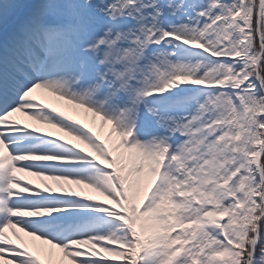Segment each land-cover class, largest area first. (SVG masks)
<instances>
[{"label": "snow or ice", "instance_id": "1", "mask_svg": "<svg viewBox=\"0 0 264 264\" xmlns=\"http://www.w3.org/2000/svg\"><path fill=\"white\" fill-rule=\"evenodd\" d=\"M0 264H264V0H0Z\"/></svg>", "mask_w": 264, "mask_h": 264}, {"label": "bare ground", "instance_id": "2", "mask_svg": "<svg viewBox=\"0 0 264 264\" xmlns=\"http://www.w3.org/2000/svg\"><path fill=\"white\" fill-rule=\"evenodd\" d=\"M22 120H25L26 122L30 123V124H35L36 122L34 121H27L26 117H23L21 114H17ZM91 124V121H88ZM39 127L44 128L46 131H53L56 132L58 135H64L63 133H59V131L57 129H52L50 127H48L47 125H37ZM78 143V142H77ZM18 175H24L25 180H32L34 183H41V186H43L42 182H41V178L39 177H35V176H27L26 174H18ZM48 183H53L51 181H48Z\"/></svg>", "mask_w": 264, "mask_h": 264}]
</instances>
